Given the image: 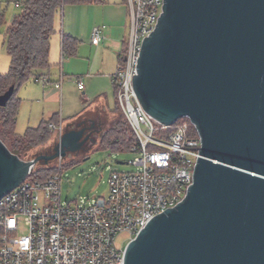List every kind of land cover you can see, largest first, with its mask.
<instances>
[{"label":"water","instance_id":"1","mask_svg":"<svg viewBox=\"0 0 264 264\" xmlns=\"http://www.w3.org/2000/svg\"><path fill=\"white\" fill-rule=\"evenodd\" d=\"M132 86L155 121L188 119L201 149L185 198L149 220L123 264H264V0H163ZM59 135L53 154L31 160L0 141V199L86 141Z\"/></svg>","mask_w":264,"mask_h":264},{"label":"built area","instance_id":"2","mask_svg":"<svg viewBox=\"0 0 264 264\" xmlns=\"http://www.w3.org/2000/svg\"><path fill=\"white\" fill-rule=\"evenodd\" d=\"M26 2L5 5L22 13ZM162 5L163 0H127L129 36L112 75L118 107L136 139L130 153L138 170L112 172L107 195L86 208L61 205L60 176L45 182L27 177L0 199V264H123L125 246L116 238L124 234L128 244L150 219L185 198L200 137L186 118L172 125L155 121L132 86L142 41L155 29ZM103 29L92 32L91 44L105 40ZM49 129L62 132L53 124Z\"/></svg>","mask_w":264,"mask_h":264},{"label":"crops","instance_id":"3","mask_svg":"<svg viewBox=\"0 0 264 264\" xmlns=\"http://www.w3.org/2000/svg\"><path fill=\"white\" fill-rule=\"evenodd\" d=\"M54 27L56 32L50 39L48 57L50 68L39 72L38 79H30L16 92L20 107L15 130L19 125L25 131L35 129L41 122L55 118L51 124L61 126L63 132L91 109L101 108L106 114H113L115 110L112 75L129 36L127 0L65 6L55 16ZM101 27H104L105 40L98 45L91 44L92 32ZM64 36L76 41L71 56L62 53ZM7 59L9 65L8 55ZM5 70L0 69V75L7 73ZM55 84L60 87L55 88Z\"/></svg>","mask_w":264,"mask_h":264},{"label":"trees","instance_id":"4","mask_svg":"<svg viewBox=\"0 0 264 264\" xmlns=\"http://www.w3.org/2000/svg\"><path fill=\"white\" fill-rule=\"evenodd\" d=\"M102 0H27L22 13L13 17L3 32L6 54L9 58L7 73L0 75V96L10 87L14 91L5 107H0V141L8 151L22 158L30 150L42 146L51 138L49 129L55 118L41 122L35 129H27L23 135L15 133L20 100L16 97L18 89L30 79L39 78L38 73L50 68L48 61L50 39L55 34L54 18L65 6L96 4ZM1 18V15H0ZM76 41L63 37L62 53L71 56ZM116 92V88H115ZM117 102V100H116ZM116 105H118L116 103ZM192 132L195 131L192 129ZM136 139L122 114L100 137L97 149L112 152H130ZM59 173L42 170L30 173L28 181L45 182Z\"/></svg>","mask_w":264,"mask_h":264},{"label":"rangeland","instance_id":"5","mask_svg":"<svg viewBox=\"0 0 264 264\" xmlns=\"http://www.w3.org/2000/svg\"><path fill=\"white\" fill-rule=\"evenodd\" d=\"M19 14L18 10L5 5V0H0V69L8 70V59L3 44V32L10 24L13 17ZM109 103L112 105V92L109 94ZM113 114H106L101 108L89 110L83 116L75 120L72 124L64 128L63 131L76 128L78 124L85 123L91 128L88 134L89 140L84 148L76 153H66L64 158H57L46 165L38 162L31 173L42 170H52L59 173L60 180V202L64 207L86 208L97 197L106 196L108 193L107 180L112 172L129 173L136 172L137 167L131 165L135 155L130 152H112L97 149L100 137L111 127L121 113L118 105H115ZM25 128L17 126L16 134H23ZM59 133L52 132L51 138L42 146L36 147L22 159L31 160L39 155L53 154V148L59 142ZM126 236L119 235L116 238L118 245L126 246Z\"/></svg>","mask_w":264,"mask_h":264},{"label":"flooded vegetation","instance_id":"6","mask_svg":"<svg viewBox=\"0 0 264 264\" xmlns=\"http://www.w3.org/2000/svg\"><path fill=\"white\" fill-rule=\"evenodd\" d=\"M68 131H82L81 140L86 138L85 143L82 145V148L80 149V150H82L84 148V145L86 144V142L89 140L88 134L91 133V128L90 127L89 128L86 127L85 123H80V124L77 125L76 128L69 129Z\"/></svg>","mask_w":264,"mask_h":264}]
</instances>
